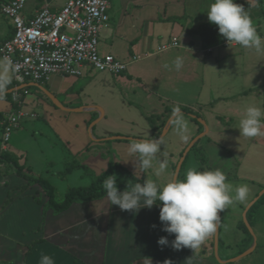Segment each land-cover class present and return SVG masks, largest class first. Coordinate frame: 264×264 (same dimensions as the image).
Wrapping results in <instances>:
<instances>
[{
	"label": "crops",
	"instance_id": "0c3cea01",
	"mask_svg": "<svg viewBox=\"0 0 264 264\" xmlns=\"http://www.w3.org/2000/svg\"><path fill=\"white\" fill-rule=\"evenodd\" d=\"M40 1L41 6H31L28 10L33 11L44 5L51 6V0ZM119 2L120 16L117 27L126 23L133 29L132 33L122 36V41L127 46L132 59L140 61L155 56L158 58L146 63L152 68L149 69V66L145 68L153 72V87L148 86L141 75L142 73L145 75V70L139 72L141 74L137 73L135 78L143 84L147 94L172 102L175 106L173 110L180 111L169 119L173 120L175 116L183 112L205 123L201 115L202 108H199L202 105H212L219 100L247 96L255 90L259 92L264 88V72L261 70V68L264 69V64L261 62L264 56L262 59L253 56L255 49L243 48L235 42L228 43L224 37L214 44L202 47L197 29L202 23L209 21L207 11L214 0H119ZM235 2L244 7L257 33L264 37V0H235ZM0 16L6 19L8 25V29L0 37L1 41L8 38L13 29L9 20L1 14ZM171 40H176L177 45L161 47ZM177 56L183 57L184 61L179 71L173 66V61ZM257 62L258 66H256ZM155 63L158 67H155ZM247 63H251L252 70L248 71ZM166 64L170 67L165 68ZM164 70H167L166 75ZM199 74L202 77H199ZM163 76L167 79V83L166 87L162 88L161 83L158 82L161 78L158 81L156 79ZM190 76L201 79L200 85L191 84L187 80ZM65 78L69 77L51 75L45 81L50 86L46 89L55 97L59 91H63L64 87L61 82ZM12 80L19 84V81L13 78ZM33 83L35 82L28 81V83L17 85L6 90L4 94L18 91L22 86H37ZM36 84L43 85V83ZM21 99L18 96L17 100H13L11 95L10 100L0 98V125L10 115L16 113L21 114L23 119L31 118L32 123L35 124L43 116L44 123L52 129L61 148L55 146L57 143L54 139L52 147H58L59 153L69 160L82 158L80 164L86 165L94 175L106 170L110 161L118 162L134 176L145 181L146 173L137 159L135 161L130 158L131 155L134 158L136 155L129 152L128 145L112 144L113 140L126 141V139H111L112 136H118V133L113 132L112 136L105 137L102 131L98 132L94 139L91 138V129L104 115L99 108L62 106L53 111L43 96H37L36 104L25 98ZM55 101L60 105L57 99ZM246 105L251 104L250 102L243 103L238 108L243 111ZM260 105V108H264V96ZM184 108L193 114L189 115L190 113L184 111ZM95 109L99 111L100 117L92 122L94 116L92 112ZM58 110L61 114L57 113ZM71 115L74 116V122L72 125H67L66 120L68 121ZM230 116L233 119H241L243 112L233 111ZM169 124L167 122L164 126L165 132ZM165 132L159 139L165 135ZM152 135H160V129H152ZM107 140H109L108 144ZM26 141L30 142L28 137ZM209 141L208 144L203 145L206 163L200 166L199 171L219 169L229 179L230 172L235 168L233 163L236 161L231 154L227 155L228 152L221 145L212 144ZM36 144L38 147V143ZM38 149L41 150V156L46 157L45 151L40 147ZM104 149L111 152L110 158L102 155ZM257 156H260V152ZM19 165L24 166L26 172H30L31 166ZM12 175L9 177L15 181L14 183H0V264H39L41 255L52 256L56 264H165V261H171V264H189V260L190 264H227L230 262L228 259L241 252L239 250L241 245H245L244 249L247 250L254 244L255 238L253 237L254 241L252 237L249 238L239 227V222L242 220L245 207L264 188V184L248 186L250 194L247 201L234 203L225 209L227 214L225 227L222 224L223 213H221L218 237L220 245L217 251V254L222 253L220 262L215 259L214 249L212 251L209 245L212 236L196 250L173 249L171 241L175 236L162 231L163 225L159 220L160 206L158 204H154L151 209L141 208L137 214H133L129 211H122L116 205H111L104 196L90 202L75 203L66 211L54 215L51 209L46 208L47 198L39 185L35 184L41 189V195L36 198L32 193L33 184H27V180L16 173ZM84 175L82 171L79 178L83 179ZM88 179L90 181V177ZM158 185L163 187L159 183ZM7 197L9 201L5 204ZM250 220L252 228L256 225L264 228V199L256 206L254 216ZM161 236H167L170 242L168 246L158 245L157 241ZM261 238H264V232ZM256 247L255 242L252 251ZM262 249L264 254V241Z\"/></svg>",
	"mask_w": 264,
	"mask_h": 264
},
{
	"label": "rangeland",
	"instance_id": "374dc122",
	"mask_svg": "<svg viewBox=\"0 0 264 264\" xmlns=\"http://www.w3.org/2000/svg\"><path fill=\"white\" fill-rule=\"evenodd\" d=\"M29 1L28 8L31 6L37 7L42 5L40 0ZM65 2L66 0H51L50 5L59 8L63 6ZM119 10V0H109L108 20L101 27L98 47L101 53H109L125 63V71L119 74H112L107 71H89L88 68H86L83 74L79 77L66 76L69 78H65L61 82L64 87L63 91H59L56 95L54 94L55 99L60 102V105H57L52 100L50 101V99H48V101L47 98L49 97L40 89L39 86H43L44 89L50 88L49 84L45 81L43 82V85L40 84L35 87L30 85L22 86L17 93L20 96V99L25 98L26 100L32 101L34 104H36L37 96H43L44 100L49 103L53 111L56 108L60 109L62 106H70L68 108H79L80 106L99 108L104 115L91 129L90 135L92 139H94L96 134L100 131H102V134L105 135V137L112 136L113 132H116L118 133V136L134 139H159L165 132L164 126L169 118L178 112V109L173 110L175 106L170 101L168 102L165 99L160 100L156 98V95L147 94V90L143 84L136 80V74L145 70L149 75L146 72L145 75L143 73L139 74L143 76L144 81L148 86L153 87V72L150 70L148 71L145 68H148L149 66L146 65V63H150L152 59L158 58L155 56L140 61H134L132 59L127 46L122 41V36L126 33H132L133 29L127 26L126 23L121 27H117L118 17L120 16ZM7 26L6 19L0 16V37L3 32L8 29ZM118 35H120V37H118ZM253 52V56H257L259 59H262L264 56V51L254 50ZM261 62L264 64V58ZM250 64L251 63H247L246 65L249 66L248 71L252 70ZM256 66H258V62L256 63ZM155 67H158V64L155 63ZM150 68H152L151 65L149 66V69ZM261 70L264 72L263 68H261ZM166 73L167 70H164L165 75ZM10 75H12L11 82L6 90L17 85L19 86L28 83L27 80L19 81V84L14 83L12 80L14 77L11 69ZM164 77L165 76L158 77L156 79V81H158L161 78L158 82L161 83L162 88L163 86L166 87L167 83V79ZM179 77L181 78V75H179ZM199 77H202V75L199 74ZM187 80L190 81L191 84L195 83L194 86L200 85L201 82V79L194 78L193 76H190ZM179 81H181V79H179ZM184 81H186V79H184ZM257 91L258 90H255L247 96H241L235 99L219 100L212 105H202L199 108H202L201 115L203 116L205 123L193 119L191 116H187L182 110V114L173 118L167 127L168 130L161 138V152L158 153L157 157L153 160L152 168L147 170L143 169L146 173L145 180H153L162 186L171 182L176 165L185 149L192 143L193 139L205 132L203 136L191 146L186 154L177 175V178L179 176V180H184L185 174L190 168L199 171L200 166L206 163L203 145L206 143L208 144V141L210 140L209 142L212 144L217 143L221 145L224 150L228 152V154L227 152L226 154H231L236 161V163H233L235 168L230 172V178L227 179L234 188L242 184H246L247 186L264 184V135L254 138L242 136L238 129L240 119H233L230 116V114H233V111L243 112L238 108L243 103L250 102L251 105L261 107L260 104L263 102L264 88L259 92ZM199 108L198 110H200ZM261 109L264 110V108ZM184 111L190 113L186 108H184ZM57 113L61 114L59 110ZM192 114L190 113L189 115ZM92 115H94L92 122L100 117V113L96 109L92 112ZM73 117V115L68 117V121L66 120L67 125H72L74 122ZM42 118L43 116L36 121L37 124L32 123L33 121H31V118H21L19 120L20 125L11 130L10 140L6 143H3L0 140V150L10 153L18 164L31 166L29 169L30 172H26L28 175L41 176L52 183L56 187L55 199L60 200L68 188L79 185H88L90 181L88 179L89 177H86L87 175H84L83 177L81 176L83 179L79 178L82 170H75L70 176L62 178L61 172L64 168L65 162L67 159L69 160V158L59 153L58 147L61 148L60 144L55 138L52 129L47 126L48 124L44 123V118ZM6 120L0 125L1 136L4 132L3 130ZM30 123H32L31 126ZM154 128L160 129V135H152V129ZM262 130H264V128H262ZM27 137L30 142L26 141ZM53 139L57 143L55 144V146H58L57 148L52 147L54 144L52 142ZM107 141L108 144L109 140ZM39 142H41V146L39 145ZM36 143H38V147ZM116 143L128 145L127 149L129 150L132 142L113 140L112 144ZM107 146L110 147L109 145ZM39 147L45 151L46 157L41 156V150L38 149ZM104 152L102 155L105 158L111 156L110 151H105L104 149ZM258 152H260V156H257ZM130 158L137 161L136 157L134 158L133 155H131ZM80 160H82V158L79 157V159H71L69 161L80 163ZM161 161H167V169L157 177L155 175V170L159 167ZM22 167L24 168V166ZM12 174H15L13 165L0 161V183H14L15 181L9 177ZM116 177H120V174L116 173ZM32 193L34 197L38 198L41 195V189L33 184ZM221 213H223L222 224L223 227H225L227 214L225 213V210ZM251 229L253 235H251L250 232L249 234L252 238L253 236L255 238L257 245L256 249L227 264H264V254L262 249L264 238H261L264 228L260 225H256L253 228L251 227ZM244 248L245 245L239 247V250L241 251L240 253L246 250ZM221 256L222 253H218L219 259H221Z\"/></svg>",
	"mask_w": 264,
	"mask_h": 264
},
{
	"label": "clouds",
	"instance_id": "9594fccd",
	"mask_svg": "<svg viewBox=\"0 0 264 264\" xmlns=\"http://www.w3.org/2000/svg\"><path fill=\"white\" fill-rule=\"evenodd\" d=\"M207 16L228 43L235 42L246 49L264 51V37L257 33L250 15L235 0H214L209 6ZM183 63V57L177 56L173 66L179 71ZM11 66L9 57L0 59V95L4 94L11 82ZM164 67L170 66L166 64ZM262 118L264 110L255 105H246L239 121L240 134L247 138L264 135ZM161 145V139L134 140L129 152L135 154L140 167L147 170L152 168L153 160L161 152ZM166 169L167 161H161L155 175L159 177ZM103 188L111 205L118 206L122 211L137 214L141 208L151 209L154 204H158L162 231L169 235L174 234L171 247L175 250L199 248L216 233L221 218L218 213L234 203H245L250 194L246 184L234 188L219 169L197 171L190 168L184 180L173 178L171 182L160 187L155 181L146 179L142 184L128 185L129 190L124 191L118 190L116 175H109L103 181ZM157 243L163 247L170 242L167 236H161ZM39 264L56 262L50 255H41ZM165 264H171V261H165Z\"/></svg>",
	"mask_w": 264,
	"mask_h": 264
},
{
	"label": "built area",
	"instance_id": "2783aa9c",
	"mask_svg": "<svg viewBox=\"0 0 264 264\" xmlns=\"http://www.w3.org/2000/svg\"><path fill=\"white\" fill-rule=\"evenodd\" d=\"M29 0H0V14L6 17L12 34L0 41V59L12 61L16 81L43 83L51 75L79 77L88 68L119 74L126 64L113 55L100 53L101 27L108 20L109 0H67L59 8L44 5L28 10ZM264 8V3H263ZM226 43V41H225ZM176 46L177 41L161 45ZM17 100V90L11 93ZM22 115H10L1 141L6 143Z\"/></svg>",
	"mask_w": 264,
	"mask_h": 264
},
{
	"label": "trees",
	"instance_id": "16d2710c",
	"mask_svg": "<svg viewBox=\"0 0 264 264\" xmlns=\"http://www.w3.org/2000/svg\"><path fill=\"white\" fill-rule=\"evenodd\" d=\"M197 33L200 36L202 47H207L223 39V37L219 34L218 27L216 25L211 24L209 21L202 23L197 29ZM0 98L10 100V94L5 93L0 96ZM134 140L136 139H126V141L129 142H133ZM0 161L13 165L15 173L18 176L26 179L27 184H37L40 186L47 198L45 205L47 206V208L52 210L54 215L66 211L70 208L71 205L75 203L90 202L93 200L101 199L106 196V192L103 188V181L106 180L109 175H116V173L120 174V177H117L118 190H129L127 189L128 185L130 186L134 185L135 183H143L142 179L134 176L129 170H127L118 162L110 161L106 170H104L98 175H94L93 173H91L92 171L86 165L67 161L64 164V168L61 172L62 178L68 176L74 170H82L85 175L90 177V183L85 186H75L68 188L65 191L62 199L58 201L55 199L56 187L43 177H34L31 175H27L26 169L23 168L22 165H19L10 153L0 150ZM177 180H179V176ZM262 199H264V193L257 199V201L249 208L247 212L246 217L250 226H252L250 219L254 216L256 206L258 205V203H260ZM8 201L9 197H7V199L5 200V204ZM157 203H159V201H157ZM239 227L247 234L249 238L251 237L247 227L245 226L242 220L239 222ZM209 245L213 251V235L210 239ZM219 245L220 239L218 238V246Z\"/></svg>",
	"mask_w": 264,
	"mask_h": 264
},
{
	"label": "water",
	"instance_id": "95a60500",
	"mask_svg": "<svg viewBox=\"0 0 264 264\" xmlns=\"http://www.w3.org/2000/svg\"><path fill=\"white\" fill-rule=\"evenodd\" d=\"M34 85H37L38 86V84H36V83H33ZM40 88H41V90H43L44 91V93L52 100V101H54L57 105H59L56 101H55V97L48 91V90H46V89H44V88H42L41 86H39ZM180 112V111H179ZM179 112H177V113H179ZM176 113V114H177ZM174 117V116H173ZM172 120V118L171 119H169V121H168V123H170V121ZM205 131H206V129H205ZM205 132H203V133H201L199 136H197L195 139H193V141H192V143L185 149V151L183 152V154H182V156H181V158H180V160H179V162H178V164L176 165V168H175V171H174V176H173V178H175V179H177V175H178V173H179V170H180V167H181V165H182V162H183V160H184V158H185V156H186V154L188 153V151H189V149L191 148V146L201 137V136H203V134H204ZM111 139H119V138H121V139H134V138H130V137H123V136H112V137H110ZM136 140H143V139H136ZM264 193V188L258 193V195L256 196V197H254V199L245 207V209H244V212H243V215H242V220H243V222H244V224H245V226L247 227V229H248V231L253 235V231H252V229H251V226L249 225V223H248V221H247V219H246V212H247V210L257 201V199L262 195ZM219 215H220V217H221V212L220 213H218ZM219 226H220V222H219V224H218V227H217V231H216V233L213 235V249H214V255H215V258L218 260V261H220L221 262V260L219 259V257H218V254H217V251H218V237H219ZM254 237V236H253ZM254 246H255V241H254V244L252 245V247L250 248V249H247V250H245L244 252H242V253H240L239 255H237V256H235V257H233V258H230V259H228V261H230V262H232V261H234V260H236V259H238V258H240V257H242V256H244V255H247L248 253H250L251 251H252V249L254 248Z\"/></svg>",
	"mask_w": 264,
	"mask_h": 264
}]
</instances>
